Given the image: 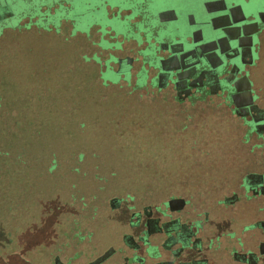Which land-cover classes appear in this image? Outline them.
<instances>
[{"label": "rangeland", "instance_id": "obj_1", "mask_svg": "<svg viewBox=\"0 0 264 264\" xmlns=\"http://www.w3.org/2000/svg\"><path fill=\"white\" fill-rule=\"evenodd\" d=\"M263 54L264 0H0V89L5 110L0 120L25 119L30 110L35 119L25 124H36L33 134L16 132L8 143L11 151L9 146L0 150V245L10 247V238L30 220L33 229L37 227L32 237L45 239L43 264H60L56 256L66 262L75 248L81 249V242L76 241L78 231H92V241L96 234L113 241L108 256L114 247L120 250L122 233L131 232L129 222L137 217L132 233L139 237L127 238L132 254L129 263L187 264L181 262L186 259L176 257L178 249H173L178 237L169 236L161 243L159 235L162 227L167 233L174 232L177 222L160 226L158 220H150L142 231L143 219L177 220L176 209L167 208L161 214L155 210L157 205L169 199V204L182 203L175 199L179 192H166L153 183L161 179L156 177L162 169L158 158L174 155L171 148L177 149L181 141L175 135L151 143L150 136L162 130L169 137L172 128H179L171 127L172 122L183 126L194 120L195 134L186 132L190 130H180V134L204 140L205 145L196 142L197 148L212 152V160H198L200 163L189 166L188 174L200 181L202 171L209 168L227 176L221 178L226 179L223 185L220 176L213 177L217 182L211 180L218 183L219 192H193L198 197L188 195L186 206H194L187 208L195 210L196 220L203 221V213L208 212L210 222H230L231 215H225L230 205H226L237 199L231 196L243 175L264 173ZM102 80L107 84L100 85ZM29 99L34 102L32 107L27 104ZM87 117L94 131L90 140L108 146L101 151L108 157L101 162L106 164L105 175L100 170L93 177L83 167L84 176L78 175L76 169L67 167L64 157L59 165L47 153L57 149L76 158L74 148L67 144L76 148L79 139L68 132ZM120 120L123 125L116 133L119 125L114 122ZM199 125L212 127L213 134L201 136ZM125 131L128 134L121 137L120 132ZM202 154L205 156L204 151ZM223 154L230 159H222ZM66 180L78 187L74 188L78 189L74 191L77 201L69 206L64 203ZM262 191L254 188L240 194L238 203L247 206L246 210L251 203L259 204L254 215L261 220L245 226L246 230L255 227L260 232L257 229L263 226L264 188ZM12 196L20 197L22 207L6 205ZM57 205L63 210L59 223L51 231L42 230L45 222L51 225L49 214L60 211ZM149 208L153 210L143 217L142 211ZM208 222L195 224L197 229L186 227L193 234L187 239L185 233V240L198 258L188 264H207L200 253L206 254L208 246L202 249L203 241L196 236L206 233ZM192 236L197 238L193 243ZM20 239L29 243L26 237ZM230 239L221 237L222 242ZM214 244L211 241L209 249ZM88 252L71 263L83 264L91 258Z\"/></svg>", "mask_w": 264, "mask_h": 264}, {"label": "trees", "instance_id": "obj_2", "mask_svg": "<svg viewBox=\"0 0 264 264\" xmlns=\"http://www.w3.org/2000/svg\"><path fill=\"white\" fill-rule=\"evenodd\" d=\"M99 62H100V59H99ZM104 71H102L100 74L102 78H103L102 73ZM105 84H107L106 81L102 80L100 85H105ZM18 96H20V91H19ZM38 98L40 99V97H38ZM3 100H4V97H3L2 91L0 89V118H2V116H3V115H1V113L3 111H5V110H3V106H2ZM18 100H21V99L17 98V101ZM14 101H16V99H14ZM33 103L34 102L31 101V99H29V103H27V104L29 105V107L30 106L32 107ZM167 112H172V110L170 111L167 109ZM34 119L35 118L32 117V112L30 110H28L27 118H25V119H22V118L21 119H12L14 122H8V123L7 122L1 123V120H0V129L3 133V134L0 133V150H7L8 146H9L8 151H11V145H9L8 143H9L10 139L15 138L16 132H18L19 135H20V132L25 133L28 131H29V133L33 134L35 132V130H33L35 128V125H36L35 122L33 124H27L26 125L25 121L30 120V122H33L32 120H34ZM90 122L91 121H89V119L87 117V120L80 122L77 126H74V128H71L73 130L68 132V133L73 134L76 137V139H79L78 140L79 143L76 142L77 145L74 144V146H76V148L73 147V145L67 144V148H69V147L74 148L75 153L77 155L76 158H73V157L70 158L68 155V152L65 153V154H67V156H64V155H62V152H60L57 149H54L53 151H48L47 153L49 154L51 159L56 160L59 163V165H62L61 161H62V157H64L65 161L67 162V167L68 168H74V170L76 169L78 175L81 173L84 176L83 168H85L88 170L90 169V172L92 173L90 175L93 177H96V175L98 174V172L100 170L102 172L105 171L106 164L105 163L102 164L101 162L103 160H108V157L104 153H102L101 151L103 150V147L107 148L108 146H102L101 147L100 146L101 144L99 143L98 139L90 140V136L94 134V131L91 129L92 127H90ZM114 123L119 125L115 129V132L118 133L120 127L123 125V121L120 120V121H116ZM180 123H182V122L176 123V126H175V123H173V122L171 123V125H172L171 127L176 128L177 126H179V128L178 127L176 128V129H178V131H176L174 128H172V130H171L172 135H168L169 137L164 135V132H162V130H159L157 133H155V135L150 136L152 139L151 143H153V142L158 143L159 142L158 140L164 141L167 138L173 137L175 135H177V137L181 141V143L177 146V149L171 148V150L174 152V155L165 156L163 158H158L160 167L162 169H161L160 173H156V177L161 176V179H160V181L155 180L153 183L155 184V186L162 187L163 190L166 192H168V191L179 192L181 195L176 196L175 198L187 202L188 201L187 197H188V195L190 196L191 193L194 194L195 198L198 197L193 192H198V191L219 192L218 183H213L211 180L215 179L217 182V178H213L214 176H220V179H221L222 177H226L227 175L222 174L219 171H215V170L213 171V170L207 168V170L202 171L203 174H201V177H200V181L203 183H200V181H194L192 174H190V173L188 174L187 170L190 168L189 166L200 163L198 160H200V161L204 160L205 162H211L212 152L211 153L206 152L205 147L200 148V150L197 148V143H196L197 141H199V144L201 142L204 145H205V142H203L204 140H202L201 138L196 139V135L193 136V139L187 138V136L185 138V136L181 135L180 130L186 131L188 129L186 127V124L181 126ZM80 126H83V127H80ZM198 128H202L200 132L202 133L201 136H203V137L206 135H210V133L213 134L212 127H209V126L207 127L205 125H199ZM194 129H197V128L195 127L193 129H190V131H186V132H190L189 133L190 135L191 134L194 135L195 134ZM115 132H113V133L115 134ZM127 132L128 131H125L124 133L120 132L121 134H119V135H121V137L125 136L128 134ZM214 134H216V133H214ZM63 136L65 138H68V135L66 133H63ZM78 136H79V138H77ZM150 137H149L148 133H146L144 138L147 141V140H150ZM214 137H216V135ZM4 138H5V140H4ZM207 143H208V141H207ZM178 148H182L181 151L175 152V150H178ZM203 151H204L205 156L202 154ZM72 153L74 154V152H72ZM72 153H71V155H72ZM85 155H86V157H85ZM91 155L92 156L96 155V156L91 157ZM222 159H224L225 161L229 160L230 159L229 154H223ZM202 164H204V163H202ZM20 166H21V161H20ZM166 173L168 175H165ZM102 175H105V172L102 173ZM204 176L205 177L210 176V177H209V179H207V178L202 179ZM67 177H68V175H67ZM210 178H212V179H210ZM83 179L84 178H82V180ZM202 180H205V181H202ZM69 181L70 180L65 181L66 183H68V185H67V190H68L67 198H66V201L64 202V203H66V206H69L70 204L72 205V204H74L75 201H77V197H76L77 192H74V191H78V189H77L78 187L73 182L69 183ZM225 181H226V179H223L221 181L220 185L225 184ZM156 183H160V185H158V184L156 185ZM202 184H208L210 186L205 187ZM96 186H98V185H96ZM75 187H77V188L74 189ZM101 187L102 186L99 185L98 190H100ZM71 189L73 192L70 191ZM211 194H216V193H211ZM83 196H84V194L80 193L79 199L83 200V198H84ZM172 197L173 196H171V198ZM1 200L5 201L3 199H1ZM20 200H21L20 197L12 196V199H9V202L6 203V205L10 206L11 209L12 208H14V209L20 208V207H22V203L20 202ZM221 201L224 204L223 199ZM111 202H112V198L109 200L110 206H111ZM84 203L85 202H82V205ZM97 205H98V203H97ZM57 206H60V211L56 212V214H52V215L49 214L48 218L51 221L50 222L51 225L46 226V222H45L41 227L42 230L49 228V231H51V229L53 228L52 226H57V223H59L58 216L63 210L61 208L62 207L61 205H57ZM227 208H228V210L231 209V207H229V206ZM81 210H83V207L81 208ZM237 210H239V209H235L234 211H231L232 217L239 218V215H237V214L240 211H237ZM243 211H244V209H243ZM25 213H26V211L23 210V215ZM29 219L32 220L31 217H29ZM25 222L26 223H24V225L21 226L20 231H18L14 237L10 238V244H8V246H10L8 248H11L10 250L7 247H3L0 245V264H43L44 263V259H42L43 258L42 256L44 255V252L47 248V246L45 245V241H44L45 239L42 238V240H41L40 237H38V239L32 237L33 234L36 233L37 227L33 229V227H32L33 223H29L30 220H26ZM16 223H18V222H16ZM19 224H20V222H19ZM36 225L37 224H34V226H36ZM40 234L44 237H47L46 236L47 233H45V234L40 233ZM75 235L77 236L76 241L78 240L79 242H81V243H78L81 246V249L75 248V250H73V255H71V256L68 255V259L66 260V262L62 261L61 258H58L56 256V259H57L56 262L60 261V264H73L71 262H73L74 258H78V256L81 254H86L89 250L90 251L88 253H89L91 258L95 257L97 253H99V252L101 253L105 250L104 246L102 247L103 250L100 249L101 251L95 250L96 246L94 247L92 245V243H96L95 242L96 240L92 241V239H93V232L92 231H87L86 233H82V232L78 231ZM24 237L28 238L29 243H27L26 241H22V239H20V238H24ZM85 241H87V242L85 243ZM51 243H53V242H51ZM91 245L93 246V248H90V247L88 248V246H91Z\"/></svg>", "mask_w": 264, "mask_h": 264}, {"label": "flooded vegetation", "instance_id": "obj_3", "mask_svg": "<svg viewBox=\"0 0 264 264\" xmlns=\"http://www.w3.org/2000/svg\"><path fill=\"white\" fill-rule=\"evenodd\" d=\"M256 107H258V103L255 104ZM254 107V106H253ZM259 108V107H258ZM223 109V108H222ZM229 111V109H227ZM254 110H258V109H254ZM260 110V108H259ZM230 112V111H229ZM231 114V113H230ZM232 115V114H231ZM237 118V115L235 116ZM251 121L253 122V120L251 119ZM194 120H188L186 122V127L188 130L193 129L194 126ZM191 123V124H190ZM193 124V125H192ZM186 138V136H185ZM187 138H189V135H187ZM257 175H261L260 177ZM262 175H264V173H249V174H244L241 182L239 183L238 187L236 188L237 190L233 193V195L231 197H237L236 200H232L230 201V204H227L226 206L230 205L231 209L228 210V208H226L225 210V215L228 217H230L231 215V211H234L235 209H239L237 211L238 212L237 215H239V218H235L232 217L235 220H229L230 222H228L227 224H222L221 222H219V224H217L218 222H216L217 220H213V222H210V220L208 219V212H204L203 214H205V217L203 219V221L200 220H196L195 215L193 216L192 214L195 213L194 209L189 210L187 207L191 206V205H187L188 201H182V203H180L179 205H174V204H169L170 203V199L168 201H164V203H162L161 206L157 205L155 207V210H157L158 213H163V211L167 208L171 209H176L175 212H177V220H170L168 222H162L159 220V216H156L154 218H148L143 219V226H144V230L145 231L147 229V227H145V224H148V222L150 220H158V224L160 226L164 225V224H168L170 222H177L176 224L178 225L177 229L174 232H169L167 233V230H163L164 228H161L162 233L159 234L161 236V238H163L161 240V243H163V241L169 237V236H173L174 238H176L175 236L178 237L179 242H177V245L173 248L174 250L178 249V255H176V257H180V261L181 259L183 260L181 261L182 263H191L192 260H197L198 258H195V256L193 255V251L190 250V248L192 247L191 243H188L189 240H185L186 237L185 233L188 234L187 239H189L190 235L193 234L192 231L187 230L186 227L188 228H196L197 226H195V224H202V222H208V225L210 226L209 229L206 227V233L204 232L203 235L200 236H196L202 239L203 243H202V249L203 247L208 246V249H206V254H201L200 256H202V260L205 262H207V264H264V220H263V226L261 228H258L257 230L260 232H255V227L250 229V230H246L248 225L251 224H256L257 222H259V220H261L260 218L257 220L256 219V223L253 222L251 223L250 218L248 219L246 215H244L245 213H249L250 210H244L242 211V208L244 206L241 207V205L238 203L239 202V198H240V194L245 193L246 191H252V189H256L258 190V192L263 193L262 189L264 188V177H262ZM248 178V181L246 180V177ZM252 176L253 179H250V177ZM244 180L247 181V183H249L250 185L247 186L244 183ZM226 197V196H225ZM176 199V198H175ZM236 202V204L231 205V203ZM168 203V204H167ZM229 206V207H230ZM259 204H253L251 203L250 206L248 208L251 207H258ZM263 206V205H262ZM164 207V208H163ZM194 207V206H191ZM247 207V206H246ZM244 207V208H246ZM163 208V209H162ZM243 208V209H244ZM146 211H142L143 212V217L146 216L145 212H147V215L149 216V214L151 213L150 210L152 211V208L145 209ZM137 213V212H136ZM140 215V218L142 220V216L141 213H138ZM226 218V217H225ZM229 219V218H227ZM137 222V217L136 220ZM135 221H130L128 227L131 228V232L130 233H122L123 237L121 238V244L118 246L120 248V250H115L116 247L113 248L114 253H108L107 256V252L111 249L109 246L113 245V241H109L105 240V239H101L98 234H96V241L99 242L101 249L102 246H104V243L107 242L108 244L105 245V250L103 252H99L97 253V255L95 257H92L91 259L87 260L86 262H84L83 264H129L128 260L131 259V254H129V248L128 245H131L130 240H128L127 238L134 235L132 233V228H134L133 223ZM233 221V222H232ZM238 221V224L236 223ZM243 223V228H240L239 225H241V223ZM247 222V223H246ZM215 224L213 227L215 228L214 231H211V225ZM217 224V225H216ZM231 226V227H230ZM246 226V227H245ZM225 228L227 230H225ZM219 229H220V233H219ZM232 231H229V230ZM244 229V230H243ZM223 230H225V234H223L224 232H222ZM140 231V232H142ZM263 231V232H261ZM196 232V231H194ZM113 234V233H112ZM140 234V233H139ZM229 236L231 237L230 241H225L222 242L221 241V237L222 236ZM136 235H134L133 237L135 238ZM249 236V238H247ZM137 239L139 237L136 236ZM194 236H192L190 238V241L193 243L195 241ZM251 238V239H250ZM136 239V240H137ZM197 239V238H196ZM227 240V239H226ZM211 241H213L214 246L212 249H209V244L211 243ZM251 241V242H250ZM96 242V243H97ZM112 242V243H110ZM253 242V243H252ZM137 243V242H136ZM103 244V245H102ZM115 245V244H114ZM187 245V246H186ZM244 248H248L247 250L244 251ZM197 249V247H196ZM103 250V249H102ZM101 251V250H100ZM135 253V252H134ZM233 253V254H232ZM138 264V263H136Z\"/></svg>", "mask_w": 264, "mask_h": 264}, {"label": "crops", "instance_id": "obj_4", "mask_svg": "<svg viewBox=\"0 0 264 264\" xmlns=\"http://www.w3.org/2000/svg\"><path fill=\"white\" fill-rule=\"evenodd\" d=\"M261 46V45H260ZM262 48V47H261ZM264 55V54H263ZM263 58H264V56H263ZM1 63V62H0ZM246 208H244V210H245ZM248 210H250L249 211V213H245L244 215H246V216H251V218H250V220H251V223H253V222H255V220H256V215H254V207H251V208H248ZM237 224H238V221L236 222ZM243 223L244 222H242L241 223V225H239V227L240 228H243L244 226H243ZM247 223V222H246ZM244 230V229H243ZM100 243L99 242H97V243H94V247L96 246V249L95 250H100L101 249V246L99 245ZM93 248V247H92ZM93 250V249H92ZM97 255V254H96ZM132 255V254H131ZM129 264H136V263H134V262H132V263H129Z\"/></svg>", "mask_w": 264, "mask_h": 264}]
</instances>
